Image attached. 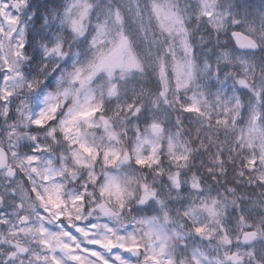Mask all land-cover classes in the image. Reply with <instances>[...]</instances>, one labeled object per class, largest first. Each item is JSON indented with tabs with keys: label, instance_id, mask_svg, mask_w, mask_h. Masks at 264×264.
Wrapping results in <instances>:
<instances>
[{
	"label": "snow or ice",
	"instance_id": "snow-or-ice-1",
	"mask_svg": "<svg viewBox=\"0 0 264 264\" xmlns=\"http://www.w3.org/2000/svg\"><path fill=\"white\" fill-rule=\"evenodd\" d=\"M0 264H264V0H0Z\"/></svg>",
	"mask_w": 264,
	"mask_h": 264
}]
</instances>
